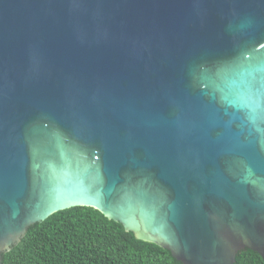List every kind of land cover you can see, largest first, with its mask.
Here are the masks:
<instances>
[{
    "label": "water",
    "instance_id": "1",
    "mask_svg": "<svg viewBox=\"0 0 264 264\" xmlns=\"http://www.w3.org/2000/svg\"><path fill=\"white\" fill-rule=\"evenodd\" d=\"M76 206L264 257V0H0V264Z\"/></svg>",
    "mask_w": 264,
    "mask_h": 264
},
{
    "label": "trees",
    "instance_id": "2",
    "mask_svg": "<svg viewBox=\"0 0 264 264\" xmlns=\"http://www.w3.org/2000/svg\"><path fill=\"white\" fill-rule=\"evenodd\" d=\"M2 264H183L155 243L138 239L96 208L76 206L31 225ZM235 264H264L251 249Z\"/></svg>",
    "mask_w": 264,
    "mask_h": 264
}]
</instances>
